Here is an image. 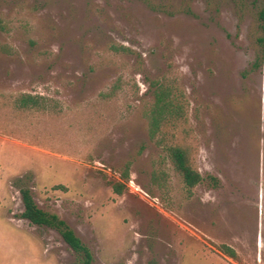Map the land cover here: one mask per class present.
Masks as SVG:
<instances>
[{
  "label": "rangeland",
  "instance_id": "rangeland-1",
  "mask_svg": "<svg viewBox=\"0 0 264 264\" xmlns=\"http://www.w3.org/2000/svg\"><path fill=\"white\" fill-rule=\"evenodd\" d=\"M155 81L183 95L192 194L149 137ZM23 187L94 264H264V0H0V264H78Z\"/></svg>",
  "mask_w": 264,
  "mask_h": 264
},
{
  "label": "trees",
  "instance_id": "trees-1",
  "mask_svg": "<svg viewBox=\"0 0 264 264\" xmlns=\"http://www.w3.org/2000/svg\"><path fill=\"white\" fill-rule=\"evenodd\" d=\"M154 101L146 113L149 125V137L167 153V158L173 164L175 170L181 175L185 188L192 194L193 190L202 184L206 179L194 167L192 151L186 144L171 143L166 133L167 127L177 128L186 121L185 102L183 95L171 85L163 81H155ZM18 107L30 110H54L48 101L41 96L23 94L17 99ZM174 137V136H172ZM129 168H126L122 177L123 182L113 184L115 193L121 195L126 189L129 180ZM157 179V174H154ZM211 185L218 186V179L213 176L207 178ZM21 195L24 211L20 218L29 221L32 225L52 229L60 234L63 241L73 250L77 257L78 264H94V257L75 231L55 213L41 209L28 187L21 188ZM228 249V250H227ZM230 257L235 258V252L226 248Z\"/></svg>",
  "mask_w": 264,
  "mask_h": 264
}]
</instances>
